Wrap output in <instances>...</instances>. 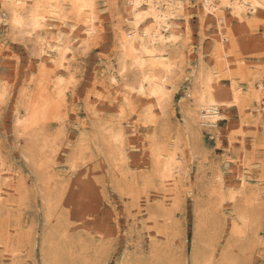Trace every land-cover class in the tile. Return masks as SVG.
<instances>
[{
	"label": "rangeland",
	"instance_id": "374dc122",
	"mask_svg": "<svg viewBox=\"0 0 264 264\" xmlns=\"http://www.w3.org/2000/svg\"><path fill=\"white\" fill-rule=\"evenodd\" d=\"M30 1L34 38L0 0V264H264V0L241 21L184 0L178 43L146 56L171 62L163 108L122 46L128 0ZM199 73L224 101L213 130L190 118Z\"/></svg>",
	"mask_w": 264,
	"mask_h": 264
},
{
	"label": "bare ground",
	"instance_id": "6f19581e",
	"mask_svg": "<svg viewBox=\"0 0 264 264\" xmlns=\"http://www.w3.org/2000/svg\"><path fill=\"white\" fill-rule=\"evenodd\" d=\"M4 1L7 4V9L9 10L10 19H11L10 21L12 24L11 26L21 30V32H24V33L26 32L27 34H29V36L30 35L33 36L38 30H40L45 25L43 23V18H44L43 14L48 13V11L41 13L39 9L40 2L38 1L29 2V0H4ZM42 1L43 3H45V5H47L49 4L50 0H42ZM73 1L75 2L72 5L77 6V8H74V10L77 9L75 11H78V13H81V12L84 13L83 11H86L85 13L88 14L87 11L93 12V10L95 9L94 0H73ZM128 3L130 5V14L133 16L132 19H133L134 25H133L132 32L127 35V38L125 41L123 40L122 46L124 49H126V55H129L130 57H132L131 64L137 67L139 71V77L136 82L137 84L136 89L140 93L145 94L146 96L149 95V97L154 96L155 98H157L159 101L160 107L163 108L164 106V104H162L163 100L167 99L168 96L170 95V92L168 91L166 84L168 82L169 74L171 72V67H172L170 64L171 62L161 63V62H158V60L153 61L154 60L153 58V60L151 59L153 62L150 63L148 62L146 56L156 55L158 53L164 52L165 51L164 47L167 45V43H175V44L178 43L180 39V34L178 30L175 28L174 26L175 24L172 23L170 19L172 18L173 14H175V12L180 11L184 7L185 2L184 0H128ZM203 3L205 5L206 12L207 11L217 12L221 8L229 9V11L235 16H237L241 21V19L245 18V15H246L245 13L247 10L255 12L257 11V9H259L260 6L262 7L263 0H203ZM145 19H150L151 22L146 28L140 31L139 26ZM221 19L222 20L225 19L224 15H221ZM36 36H37L36 39L38 43H41V44L44 43L43 37L38 36V35ZM41 44H38V45L40 46ZM62 59H64V54H63ZM123 65H122L123 68L121 67L122 71L126 69L125 64ZM161 65L164 66L165 68L164 69L165 72L163 74L153 75L147 71V68L155 69L154 67L156 66L160 69V67H162ZM198 78L199 79L197 83H199V85L197 86V96L195 99L196 103H195V107L191 108L192 110L190 111V116H191L190 118H192V120L196 122V124L200 125L201 127L205 126L213 130L215 127L218 126L219 120L224 119L221 117V114L219 112V106L222 104L221 102H224V101H220L214 94V91H213L214 87L212 86L213 80L210 74L199 73ZM261 85L259 87L263 86L264 88V85L262 86ZM234 91L237 96V92H238L237 88L236 89L234 88ZM260 91L256 93L254 92L255 95L253 94L256 100L260 98ZM61 93L63 92L61 91ZM18 122L21 123L23 122V120H18ZM198 132L200 133V131ZM121 135L123 136V133H122V130L120 129L118 132L114 131V133L110 135V138L113 141H117L121 138ZM113 141L111 142L113 143ZM174 156H172V158L170 159L167 165L171 164L172 161L173 163L174 161H176V158ZM4 165H5L4 159L2 158V155L0 154V170L3 169ZM171 170L172 169H169V167H166L165 171H163L162 173V176L164 177L165 181L169 183L172 182L173 180L172 175L169 173L171 172ZM0 174H1V171H0ZM239 211L240 212H238L237 215H238V219L240 220V222L235 223L233 228H234V231L237 233V235H239V237H245L247 232H246V229L244 230L243 227L244 226L246 227L248 223L250 222V216L244 210L240 209ZM194 246H195V242H194Z\"/></svg>",
	"mask_w": 264,
	"mask_h": 264
}]
</instances>
